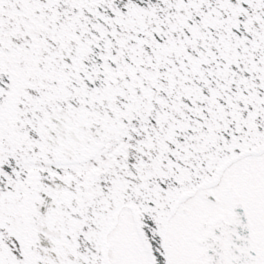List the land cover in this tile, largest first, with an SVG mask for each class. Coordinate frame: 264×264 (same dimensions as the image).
I'll list each match as a JSON object with an SVG mask.
<instances>
[{
	"label": "water",
	"instance_id": "95a60500",
	"mask_svg": "<svg viewBox=\"0 0 264 264\" xmlns=\"http://www.w3.org/2000/svg\"><path fill=\"white\" fill-rule=\"evenodd\" d=\"M264 150V0H0V264H109ZM238 218V199L228 187Z\"/></svg>",
	"mask_w": 264,
	"mask_h": 264
},
{
	"label": "flooded vegetation",
	"instance_id": "af4514ba",
	"mask_svg": "<svg viewBox=\"0 0 264 264\" xmlns=\"http://www.w3.org/2000/svg\"><path fill=\"white\" fill-rule=\"evenodd\" d=\"M228 187L237 194L238 218ZM120 220L131 223L132 239L126 246L109 233V264H149L128 210L119 212ZM165 250L168 264H264V150L231 162L214 185L178 204L167 222Z\"/></svg>",
	"mask_w": 264,
	"mask_h": 264
},
{
	"label": "rangeland",
	"instance_id": "374dc122",
	"mask_svg": "<svg viewBox=\"0 0 264 264\" xmlns=\"http://www.w3.org/2000/svg\"><path fill=\"white\" fill-rule=\"evenodd\" d=\"M132 232H133V227L131 223L129 221H127L126 223L125 221L120 220L117 226L115 227V229L109 235V239L117 237L122 240V241L120 240V242H123L125 245L126 244L128 245L129 244L128 241L132 239L131 237ZM133 239H134V236H133Z\"/></svg>",
	"mask_w": 264,
	"mask_h": 264
}]
</instances>
